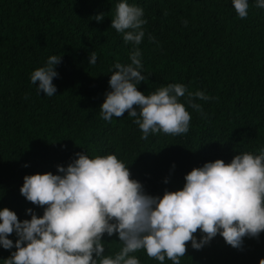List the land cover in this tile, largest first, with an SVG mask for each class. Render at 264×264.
<instances>
[{"label": "trees", "instance_id": "16d2710c", "mask_svg": "<svg viewBox=\"0 0 264 264\" xmlns=\"http://www.w3.org/2000/svg\"><path fill=\"white\" fill-rule=\"evenodd\" d=\"M117 2L0 0V209L13 210L19 220L31 218L29 208L43 214V207L20 194L23 177L58 174L57 165L67 166L76 153L115 154L130 178L148 194L162 196L182 188L184 176L205 162L228 163L240 152L259 154L264 148V9L249 0L248 15L240 18L231 0H128L143 8L147 21L136 46L145 75L138 90L147 94L181 83L188 92L210 97L197 101L206 116L185 105L191 116L186 133L157 131L141 139L127 110L110 121L100 115L110 90L109 69L129 63L133 49L110 27ZM99 13L102 21L91 19ZM91 51L97 54L95 65L88 64ZM50 55L61 56V62L53 78L57 91L46 97L30 74ZM194 235L199 238V229ZM102 239L105 255L122 246L115 234ZM14 250L0 247V264ZM134 255L140 264H161L143 249ZM261 258L264 231L245 236L241 249L219 234L199 250L189 241L179 259L180 264H259ZM163 264L172 262L165 258Z\"/></svg>", "mask_w": 264, "mask_h": 264}, {"label": "clouds", "instance_id": "9594fccd", "mask_svg": "<svg viewBox=\"0 0 264 264\" xmlns=\"http://www.w3.org/2000/svg\"><path fill=\"white\" fill-rule=\"evenodd\" d=\"M253 3L264 9V0ZM231 4L240 18L248 15L249 0H231ZM143 17V8L128 0L115 4L110 27L133 49L129 63L116 62L109 69L110 90L104 94L100 115L110 121L127 110L141 130V139L157 131L186 133L191 116L185 105L206 116L197 101L210 97L200 90L188 92L181 83H168L147 94L138 90L145 81L136 47L145 36ZM103 18V13L91 17L97 22ZM60 62L61 56L50 55L31 72L30 82L38 94L56 93L53 78L59 75ZM96 62L97 54L91 51L88 64ZM180 97H185L184 102ZM57 173L23 177L20 194L43 207L42 215L29 208L26 213L31 218L19 220L13 210L0 209V247L15 249L2 259L3 264H140L134 253L141 249L161 264L165 258L180 264L186 242L199 250L219 234L228 245L241 249L245 236L257 237L264 231V148L259 154L240 152L228 163L205 162L184 176L182 188L165 190L162 196L148 194L140 181L130 178L128 166L115 154L76 153L67 166L57 165ZM197 229L199 238L194 235ZM13 233L15 241L9 238ZM104 234H115L122 245L114 255L104 254Z\"/></svg>", "mask_w": 264, "mask_h": 264}]
</instances>
